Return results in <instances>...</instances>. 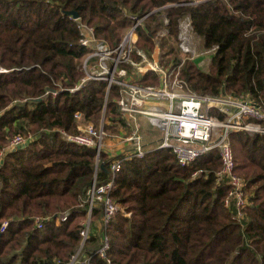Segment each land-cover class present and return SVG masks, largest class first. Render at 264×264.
Segmentation results:
<instances>
[{
	"label": "trees",
	"instance_id": "1",
	"mask_svg": "<svg viewBox=\"0 0 264 264\" xmlns=\"http://www.w3.org/2000/svg\"><path fill=\"white\" fill-rule=\"evenodd\" d=\"M71 12L112 47L133 25L129 15L150 14L137 30L138 48L149 57L166 16L160 46L168 67L182 64L180 20L189 17L204 50L216 49L208 71L189 59L182 64L180 76L190 88L264 100V0H0V264H67L87 215L77 207L95 179L109 180L108 156L101 154L104 170L96 174L95 149L62 136L78 133L77 113L99 115L107 97L104 82L68 91L83 77L86 54ZM138 83L159 79L148 72ZM118 97L113 87L107 112L113 131L126 127ZM27 133L33 138L27 146L9 149L14 136ZM231 142L236 173L248 183L243 222L225 206L230 187L217 183L219 154L182 167L171 150L153 149L126 162L116 178L112 196L131 216L119 213L108 227L112 264H264V136L234 133ZM67 210L69 220L57 225L54 218ZM48 216L36 228L35 218ZM98 248L97 238L87 241L90 264H107Z\"/></svg>",
	"mask_w": 264,
	"mask_h": 264
},
{
	"label": "built area",
	"instance_id": "2",
	"mask_svg": "<svg viewBox=\"0 0 264 264\" xmlns=\"http://www.w3.org/2000/svg\"><path fill=\"white\" fill-rule=\"evenodd\" d=\"M149 15L141 18L129 15L134 24L125 30L121 42L116 47L98 39L95 29L85 24L79 17H72L80 32L79 44L86 50L82 62L86 77L68 91L74 94L94 81L106 83L108 94L113 87L118 88L120 96L115 103L126 124L125 128L132 127L133 130L127 133L129 137L123 141L127 146L125 149L108 153L109 180L98 184L95 179L85 200L77 207V210L85 209L87 215L81 225L80 247L67 264H90V256L85 254L87 252L84 251V247L91 238H97L99 242L95 254L107 264H112L108 257L111 248L108 227L119 213H123L128 218L131 216L113 198L112 193L123 165L131 160L144 158L150 151L151 148L148 149L146 145L148 126L152 131L159 130L163 135L159 145L151 150H171L182 167L192 165L207 154H219L221 169L216 173L217 183L230 187L225 200L226 208L234 212L233 219L236 222L242 223L250 207L248 183L243 176L236 173L231 136L234 133L264 136V100L258 103L249 95L213 96L194 92L187 81L180 76L182 64L164 67L161 61L154 59L153 55L149 57L138 48L137 29ZM163 20L164 26L159 31L162 37L168 34L166 26L169 24L166 16H163ZM188 20L189 29L180 22L179 47L184 54L195 55V49L188 35L189 31L191 34L195 33L189 17ZM215 51L216 49H211L206 52L215 53ZM129 67L133 69L135 78L128 71ZM148 72H154L159 76L158 85L145 86L138 83L139 78ZM58 86L59 91H62V85L58 84ZM49 93L56 96L59 92L50 90ZM103 108L106 113L108 99ZM105 113L98 128L90 123L79 135L69 136L66 132L62 133L67 141L96 150V174L101 170L102 142L106 137ZM82 115L84 114L77 113L75 118L81 119ZM141 123L148 126L141 127ZM28 140L30 141V138L16 136L11 141L10 147L13 150L23 148L28 145ZM94 211H99L98 219H94ZM70 215L71 211L61 213L54 218L56 224L67 222ZM50 220L52 217L35 218V226L42 229L45 222ZM8 224L9 221L3 222L2 232Z\"/></svg>",
	"mask_w": 264,
	"mask_h": 264
},
{
	"label": "rangeland",
	"instance_id": "3",
	"mask_svg": "<svg viewBox=\"0 0 264 264\" xmlns=\"http://www.w3.org/2000/svg\"><path fill=\"white\" fill-rule=\"evenodd\" d=\"M146 20V19H145ZM145 22V21H144ZM143 22V24H144ZM181 22V25L184 24L186 27L188 26L189 24V20H188V17H184L180 20ZM134 24V23H133ZM142 24V26H143ZM133 26V25H132ZM131 26V27H132ZM163 26H164V20H163ZM162 26V27H163ZM130 27V28H131ZM141 27V26H140ZM188 28V27H187ZM129 29V28H128ZM126 29V30H128ZM162 28H160L161 30ZM165 29V28H164ZM189 29V28H188ZM138 30V29H137ZM159 30V31H160ZM159 31H157V33L155 34V36L153 37V42L155 44V48H154V52L151 54L153 55L154 59L158 60V61H161L162 60V55L164 54L162 49H161V40H162V36L159 35ZM189 37H190V40H191V43H192V46L193 48L195 49V52L196 54L195 55H190V54H184V52H182V50L180 49L179 47V44H178V47H179V50L181 51L180 53V57L182 59V64L185 62V60L189 59V60H192L193 62H195L198 67L200 69H202L203 71H208L209 69V65L211 63V60H212V57H213V53L214 52H206L204 50V46H203V41L200 37H198L196 34H191V31H189ZM137 37H138V33H137ZM165 37V36H164ZM179 40V39H178ZM137 42H138V39H137ZM180 43V42H179ZM138 46V44H137ZM206 52V53H205ZM159 53V54H158ZM155 54H158L156 56H154ZM147 55V54H146ZM84 61V58H82L81 60V70L83 72V77L82 79H84L86 77V72L84 71L83 67H82V62ZM151 61V60H150ZM162 66L164 67H168V66H165L161 63ZM182 66V65H181ZM128 71L131 73V75L135 78L134 76V73H133V69L131 67L127 68ZM181 69V68H180ZM154 73V72H153ZM156 74V73H155ZM157 75V74H156ZM158 79H159V76L157 75ZM81 79V80H82ZM80 80V81H81ZM160 82V81H159ZM158 85V84H157ZM153 86H156V85H153ZM119 96H120V93H119ZM109 97V94L107 93V97H106V100L108 99ZM119 98V97H118ZM105 100V101H106ZM105 104V102H104ZM104 107V105H103ZM107 112H108V109L105 113L104 111V108L102 109V111L100 112L99 115H95L93 118L89 119L87 118L86 116L82 115V118L81 119H76L75 118V121H76V125H77V130H78V133L77 134H68L69 136H72V135H79L81 134L85 128L91 123L95 128H98L100 126V122L101 120L103 119V116H104V113L106 114V116L104 117V128H105V132H106V137L105 139L103 140L102 142V154L108 156V153H115V152H118L122 149H125L127 146H125L124 144V140L125 138L129 137V133L132 132L133 128L132 127H127L125 128L124 130V127H121V126H118V127H115V131L113 130H109V126H113L114 124L107 118ZM121 116V114H120ZM122 118V117H121ZM148 126L147 124L145 123H141L140 126L143 127V126ZM63 133V132H62ZM128 133V134H127ZM16 136H19V135H16ZM20 136H23L25 137L26 139L30 138V141L29 143L33 140L32 138V133H27V134H21ZM63 136V134H62ZM163 135L160 133L159 130L157 131H152L151 128L148 129L147 128V132H146V139H147V142H148V149L149 148H155L156 146L159 145V143L161 142V139H162ZM15 138V136L13 137ZM12 138V139H13ZM64 139V138H63ZM66 140V139H65ZM67 141V140H66ZM155 141V142H154ZM69 142V141H67ZM28 143V144H29ZM72 143V142H70ZM75 144V143H74ZM77 145V144H76ZM80 146V145H79ZM83 147H86V146H83ZM90 148V147H88ZM11 149V147L9 148ZM151 150V149H150ZM96 151V150H95ZM97 162V160H95ZM102 162V161H101ZM104 165V163L102 162L101 165ZM242 176V175H241ZM123 208V207H122ZM68 211V210H67ZM123 214V213H122ZM124 215V214H123ZM48 217H52V216H48ZM36 218H39V217H36ZM94 219H98L97 218H94ZM86 220V219H85ZM84 220V221H85ZM83 221V222H84ZM82 222V223H83ZM81 223V225H82Z\"/></svg>",
	"mask_w": 264,
	"mask_h": 264
},
{
	"label": "water",
	"instance_id": "4",
	"mask_svg": "<svg viewBox=\"0 0 264 264\" xmlns=\"http://www.w3.org/2000/svg\"><path fill=\"white\" fill-rule=\"evenodd\" d=\"M69 15H71L73 18H78V14L75 12H71ZM101 169L104 170V165H101ZM108 172V171H107Z\"/></svg>",
	"mask_w": 264,
	"mask_h": 264
},
{
	"label": "crops",
	"instance_id": "5",
	"mask_svg": "<svg viewBox=\"0 0 264 264\" xmlns=\"http://www.w3.org/2000/svg\"><path fill=\"white\" fill-rule=\"evenodd\" d=\"M147 128H148V129H150V128H149V126H148ZM154 142H155V141H154ZM146 145L148 146V142H147V139H146ZM151 149H152V148H151Z\"/></svg>",
	"mask_w": 264,
	"mask_h": 264
}]
</instances>
